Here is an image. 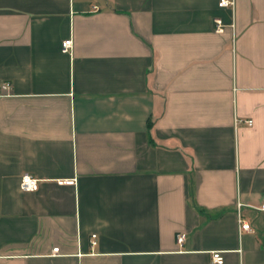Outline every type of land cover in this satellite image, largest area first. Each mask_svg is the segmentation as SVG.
<instances>
[{"label":"crops","instance_id":"1","mask_svg":"<svg viewBox=\"0 0 264 264\" xmlns=\"http://www.w3.org/2000/svg\"><path fill=\"white\" fill-rule=\"evenodd\" d=\"M232 1L0 0V264H264V0Z\"/></svg>","mask_w":264,"mask_h":264},{"label":"built area","instance_id":"2","mask_svg":"<svg viewBox=\"0 0 264 264\" xmlns=\"http://www.w3.org/2000/svg\"><path fill=\"white\" fill-rule=\"evenodd\" d=\"M217 7L218 8H230L231 9L233 7V1L232 0H218ZM93 9H95V8H93ZM213 26H214V33L221 34L223 32V25L219 19H217V18L213 19ZM70 46H71V41L70 40H64L60 44L61 52L67 53L68 50L70 49ZM2 89H7V86L3 85ZM235 123L237 124L238 121ZM243 123L247 127L251 126V121H249V120H246ZM59 183H63V184H67V185L72 184L71 181H63V182H59ZM19 190L21 192H34L37 190V181L35 179L29 177L28 175H22L19 179ZM238 223H239V229L241 231H248L249 230L248 224L243 223L240 220L238 221ZM95 239H96L95 235L90 236V246L95 245ZM182 242H183V236L180 234H176L175 235V243L177 244V246H180L182 244ZM56 252H57L56 248L51 250L52 255L56 254ZM210 259H211V262L214 264H222V262H223L222 257H221L219 252H212L210 254Z\"/></svg>","mask_w":264,"mask_h":264}]
</instances>
